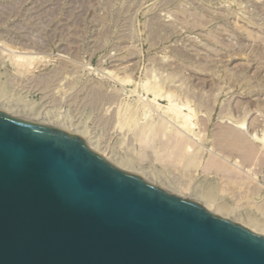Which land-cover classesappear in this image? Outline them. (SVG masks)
Wrapping results in <instances>:
<instances>
[{
  "label": "rangeland",
  "instance_id": "rangeland-1",
  "mask_svg": "<svg viewBox=\"0 0 264 264\" xmlns=\"http://www.w3.org/2000/svg\"><path fill=\"white\" fill-rule=\"evenodd\" d=\"M0 106L264 236V0H0Z\"/></svg>",
  "mask_w": 264,
  "mask_h": 264
},
{
  "label": "water",
  "instance_id": "water-1",
  "mask_svg": "<svg viewBox=\"0 0 264 264\" xmlns=\"http://www.w3.org/2000/svg\"><path fill=\"white\" fill-rule=\"evenodd\" d=\"M0 264H264V236L0 111Z\"/></svg>",
  "mask_w": 264,
  "mask_h": 264
},
{
  "label": "bare ground",
  "instance_id": "bare-ground-1",
  "mask_svg": "<svg viewBox=\"0 0 264 264\" xmlns=\"http://www.w3.org/2000/svg\"><path fill=\"white\" fill-rule=\"evenodd\" d=\"M0 108H2V106H0ZM3 109V108H2ZM11 112H13L12 110H10ZM19 116V115H18ZM50 121V120H49ZM49 121H46V123L45 124H47V125H50V126H52V127H54V128H57V129H61V130H68V131H72V130H70L69 128H67L65 125H63V123L61 124L60 123V121L59 122H49ZM184 121V120H183ZM75 133H77V134H80L78 131H76ZM151 133V132H150ZM82 134V133H81ZM151 135V134H150ZM151 139V138H150ZM149 141V140H148ZM120 165H122V166H124V167H126V164H124V163H119ZM127 168H129V169H131L130 167H127ZM198 199H201L200 197H198ZM206 205H207V207H208V209L211 211H213V212H215L216 214L218 213H220L221 215H223L224 217L226 216L227 217V213L223 210V209H220L219 207L218 208H213L212 207V205L211 204H209V203H206ZM256 220V219H255ZM248 221V220H247ZM249 226L250 227H252V228H255V226H253V225H251V224H249ZM256 230H258V231H261L262 232V230H261V228L259 227V228H256ZM258 231H256V232H258Z\"/></svg>",
  "mask_w": 264,
  "mask_h": 264
}]
</instances>
